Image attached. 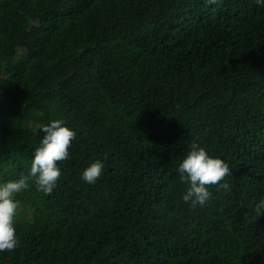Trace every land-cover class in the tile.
<instances>
[{"label":"trees","instance_id":"trees-1","mask_svg":"<svg viewBox=\"0 0 264 264\" xmlns=\"http://www.w3.org/2000/svg\"><path fill=\"white\" fill-rule=\"evenodd\" d=\"M0 264H264V0H0Z\"/></svg>","mask_w":264,"mask_h":264}]
</instances>
